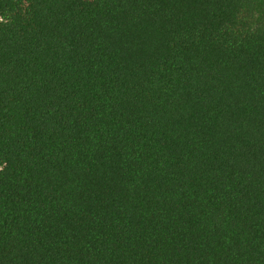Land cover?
<instances>
[{
	"label": "trees",
	"instance_id": "trees-1",
	"mask_svg": "<svg viewBox=\"0 0 264 264\" xmlns=\"http://www.w3.org/2000/svg\"><path fill=\"white\" fill-rule=\"evenodd\" d=\"M0 264H264V0H0Z\"/></svg>",
	"mask_w": 264,
	"mask_h": 264
}]
</instances>
